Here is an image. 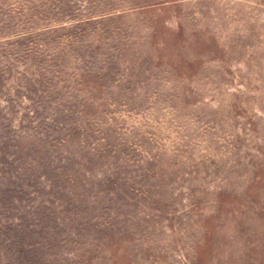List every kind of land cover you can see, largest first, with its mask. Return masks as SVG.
I'll list each match as a JSON object with an SVG mask.
<instances>
[{"label":"rangeland","instance_id":"374dc122","mask_svg":"<svg viewBox=\"0 0 264 264\" xmlns=\"http://www.w3.org/2000/svg\"><path fill=\"white\" fill-rule=\"evenodd\" d=\"M0 264H264V0H0Z\"/></svg>","mask_w":264,"mask_h":264}]
</instances>
